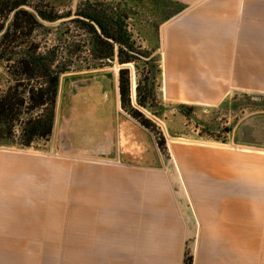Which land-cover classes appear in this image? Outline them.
<instances>
[{
  "label": "crops",
  "instance_id": "1",
  "mask_svg": "<svg viewBox=\"0 0 264 264\" xmlns=\"http://www.w3.org/2000/svg\"><path fill=\"white\" fill-rule=\"evenodd\" d=\"M170 1L181 8L160 26L157 50L170 99L213 105L235 93L264 95V0ZM170 151L167 172L76 176L71 233L67 219L10 216L5 210L25 206L0 191V264H185L186 256L264 264V152ZM33 162L0 155L7 175Z\"/></svg>",
  "mask_w": 264,
  "mask_h": 264
},
{
  "label": "rangeland",
  "instance_id": "2",
  "mask_svg": "<svg viewBox=\"0 0 264 264\" xmlns=\"http://www.w3.org/2000/svg\"><path fill=\"white\" fill-rule=\"evenodd\" d=\"M50 1L60 14H66L74 13L87 0ZM90 1H106L119 7L129 17L127 24L134 39L152 51L159 61V29L180 10L178 3L170 0ZM68 20L45 24L52 32L46 36L50 45H59L64 28L61 23ZM70 66L60 78L53 135L30 148L0 145V155L30 157L34 161L32 170L15 176L7 175L4 173L7 169L0 167V191L8 192L13 202L22 200L20 205L25 206L23 210L14 206L5 210L10 216L25 213L34 218L67 219L65 232L71 233L75 177L89 169L140 168L167 172L170 149L175 145L264 152V95L235 93L213 105L177 102L168 96V77H161L160 68L156 100L142 107L136 93V70L131 65L132 104L152 122L153 127L148 130L122 109L121 67L116 62L97 69L80 62ZM139 67L144 71L143 63ZM0 77H8L1 63ZM160 138L165 139L163 149L158 145ZM48 260L56 264L55 258ZM61 262L71 264V259Z\"/></svg>",
  "mask_w": 264,
  "mask_h": 264
},
{
  "label": "trees",
  "instance_id": "3",
  "mask_svg": "<svg viewBox=\"0 0 264 264\" xmlns=\"http://www.w3.org/2000/svg\"><path fill=\"white\" fill-rule=\"evenodd\" d=\"M65 18L59 45H50L45 24ZM128 19L106 1L87 0L74 13L60 14L50 0H0V63L8 76L0 77V145L30 148L53 135L60 78L74 62L94 69L116 62L122 109L151 130L152 122L132 104L130 67L137 74L138 104L147 107L156 100L159 61L134 39ZM158 145L163 149L165 139Z\"/></svg>",
  "mask_w": 264,
  "mask_h": 264
}]
</instances>
